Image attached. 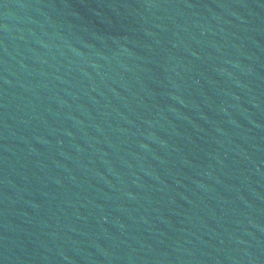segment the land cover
Listing matches in <instances>:
<instances>
[{
	"label": "water",
	"instance_id": "95a60500",
	"mask_svg": "<svg viewBox=\"0 0 264 264\" xmlns=\"http://www.w3.org/2000/svg\"><path fill=\"white\" fill-rule=\"evenodd\" d=\"M0 264H264V0H0Z\"/></svg>",
	"mask_w": 264,
	"mask_h": 264
}]
</instances>
